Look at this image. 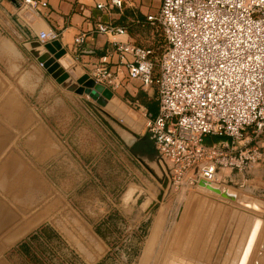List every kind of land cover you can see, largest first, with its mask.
Segmentation results:
<instances>
[{
  "label": "crops",
  "instance_id": "0c3cea01",
  "mask_svg": "<svg viewBox=\"0 0 264 264\" xmlns=\"http://www.w3.org/2000/svg\"><path fill=\"white\" fill-rule=\"evenodd\" d=\"M16 1L20 2L0 0V91L6 84L9 94L0 99L4 100L1 110L8 109L0 117V243L15 244L13 251L23 261L26 257L18 249L24 243L29 255L47 264H68V254L78 264H101L110 257L126 263L127 255L110 241V228L119 221L124 232L146 228L145 253L156 251V260L160 252L155 247L169 242L172 254L168 258L174 260L238 259L245 242L244 210L238 202L219 203L218 195L199 186V182L185 189L171 186L164 194L160 189L155 193L149 191L143 183L140 165L153 162L154 155L144 157L132 149V144L144 134L133 133L131 139L122 137L127 139L119 142L109 135L98 117V121L94 119L98 124L95 130L90 129L98 133L97 144H93L96 150L78 151L86 133L83 116L91 114L85 103L88 96L61 88L29 53L30 43L36 41L39 31L54 30L74 64L89 77L93 68L101 64V58L107 56L103 65L114 74L117 83V87L110 88H124L127 98L120 99L136 101L149 116H155L157 91L153 87L144 89L138 81L127 78V66L116 47L132 42L141 47L147 44L152 50L157 48L161 32L146 17L158 12L161 0H124L121 7L111 6L109 0H41L47 6L36 11L21 10ZM98 25L121 27L125 32L105 35L97 31ZM81 33L85 35L84 41L76 45L74 39ZM44 100L47 104L40 103ZM43 116H47V125L41 119ZM69 116L73 118L68 119ZM17 131L29 133L24 143L18 139ZM17 145L27 148L28 158L16 151ZM73 148L75 153L70 150ZM96 151V161L107 160L111 167L110 183L98 186L97 195L85 200L83 194L79 198L80 185L92 179L77 170L69 177L71 171L67 168H72V159L76 163L92 161ZM133 183L154 200L148 213L123 204L122 195ZM245 185L232 193L237 197L246 188L264 198V161L253 168ZM158 196L161 200H157ZM104 197L110 207L97 210L94 205ZM169 221L171 226L166 229ZM219 236L223 240L216 249Z\"/></svg>",
  "mask_w": 264,
  "mask_h": 264
},
{
  "label": "built area",
  "instance_id": "2783aa9c",
  "mask_svg": "<svg viewBox=\"0 0 264 264\" xmlns=\"http://www.w3.org/2000/svg\"><path fill=\"white\" fill-rule=\"evenodd\" d=\"M109 2L121 7L124 0ZM16 6L36 11L47 3L20 0ZM146 20L163 37L159 57L132 42L117 45L116 53L127 66V78L144 89L157 87L155 116L134 104L146 117L154 161L167 165L169 184L181 189L200 180L244 187L264 161V0H161L158 12ZM97 31L125 32L110 25H98ZM84 37L79 34L74 43ZM56 40L54 30L37 33L40 45ZM106 61L102 57L90 77L115 88ZM208 135L229 140L207 145Z\"/></svg>",
  "mask_w": 264,
  "mask_h": 264
},
{
  "label": "rangeland",
  "instance_id": "374dc122",
  "mask_svg": "<svg viewBox=\"0 0 264 264\" xmlns=\"http://www.w3.org/2000/svg\"><path fill=\"white\" fill-rule=\"evenodd\" d=\"M152 28L155 31L156 27L152 26ZM155 34L157 35L158 32L155 31ZM157 40H158L157 49L162 52L165 46L164 41L160 35L157 36ZM147 46H148L147 44H143V47L149 48ZM161 52H159L158 55H160ZM6 87L7 85L4 84L3 91L2 92L0 91V99H2L3 96L6 97L7 95L6 94L7 90L5 89ZM151 87H153V89L155 88V90L157 89L155 84H153ZM107 88L113 93V98H112L113 102L112 101L110 102L102 101V99H98L95 101V100H92L91 98H88L87 101H90L93 104L97 105L106 114H108V116H105V115H101V116L108 125V126L107 125L105 126L103 124L105 129L108 131L109 135L115 138V140L119 141L122 139L121 141H125L127 138H122V137H128L129 139H131L134 135L133 133L145 134L146 130L144 127V123H145L146 117L144 116L142 112L134 109V104L137 102L130 100V99H127V100L120 99L121 96L124 97L126 95L125 94L126 90H124V88L118 89V90L111 89L110 87H107ZM20 92H21L20 94L24 98L23 96L24 91L22 90V87L20 89ZM124 98H127V97L125 96ZM43 102L47 104V100L41 101L40 103H43ZM3 103H4V100L0 101L1 105ZM32 104L34 103L32 102ZM1 105H0V117L1 116L4 117L5 114L8 113V109L2 111ZM78 107H81L79 103H78ZM89 112L91 114H86L85 116H83V127L86 130V133L84 134V139H83L84 144H82V146L79 147L78 149V151H80L81 153L82 152L91 153L92 150L93 151L96 150L93 144L95 145L97 144L98 133L97 132L93 133L90 131V129L95 130L96 126L98 125L97 122H95L94 120L97 117L93 114L91 110H89ZM9 113H12V112L9 111ZM20 114L22 116L23 113H20ZM71 118L73 117L71 116L68 117V119H71ZM41 119L47 125V116H43L41 117ZM96 121H98V119H96ZM17 127H20V126L17 125ZM25 131H27V129ZM25 131L16 132V134L19 136L18 139H21L23 143L29 135V133ZM110 136H108L109 139H111ZM218 139L219 138H217L216 136L208 135L204 137V143L207 145H210V144L216 143ZM70 150L71 152L75 153L74 151L75 148L70 149ZM16 151L19 152L24 158H28L27 156L30 155L28 153L27 148H24L23 145H17ZM94 154L95 155L98 154V151H96ZM93 156H91V158H93L92 161H89V162L88 161L86 162L83 160V162L77 161L76 163L75 160L72 159L71 160L72 168L70 167L67 168L68 170L71 171V174H69V177L70 175L74 173L73 171L77 170V171H82L83 173L85 172L84 175L87 174L92 179V180H84V182L85 183L87 182V184L84 185V182H83L80 185L81 189L79 190L80 192L78 193V195H80L79 198H81L82 194L85 195L83 196L85 200H89V197L93 198L92 197L93 195H97L98 186L105 187V184H104L105 182L110 183L108 180V177L111 175L110 174L111 167H109L107 160L105 161V160L99 159V161H96L98 155H96L95 157ZM140 166L143 172L142 173L143 175L142 180L144 181L143 183L146 184V188L149 191L155 193L157 190L160 189L163 191V194H164V192H166L169 187L171 188V185L169 184V179L166 178L169 175V170L165 163H157V161H153V162L148 161L146 163H143ZM248 179H251V176ZM164 182L167 183V186L165 189L163 188ZM70 183L71 182H69V185ZM216 185H218L221 190L226 189L229 192H233L234 189L239 188L237 185L233 183H228V184H223V185L216 184ZM132 187H135V183L132 184ZM244 187H246V185H244ZM202 188L206 189L205 187H202ZM244 189L241 190L240 193H244L247 195L251 194V192H248L250 190L247 191V189L246 190ZM1 191L2 190L0 188V198L2 197ZM122 192L120 194H122ZM251 195L253 198L259 199L260 201V207H258L256 210L253 209L252 206L254 205V202L258 203V200H245V204H248L249 207H247V205H243V204L241 205L239 203H236V204L239 207L243 208L244 210L243 211V216H244L243 224L245 226L244 227V232H245L244 246L246 245L247 239L249 237L248 235L252 227L251 225L253 224L254 226L255 223L259 221L258 223L260 227L258 226L257 231H256V236H255V240L252 245L251 253L249 256L250 259H249L248 264H264V198L261 196L259 197L256 194H251ZM217 199L219 203L224 202V201L230 202L229 199H225L219 195L217 196ZM109 204H110L109 200L106 197H104L102 200L97 201L96 206L94 205V207L97 210H99V209H104L105 207L109 208L111 205ZM116 204L117 205L119 204V200L116 201ZM182 206H184V202L180 203L181 210H182ZM180 207L177 208L178 212L180 211L179 210ZM183 211H184V208H183ZM167 225H166L167 226L166 229H168L169 226H171V221H169ZM124 229L125 228L121 227V222L118 221L115 227L110 228L109 233H111L112 234L111 237H113V239L111 238L110 241L112 242L113 247H116V246L118 248L121 247L120 249L122 251V254L125 253V256L127 255L129 261H126V263H123L120 259L110 257V258L105 259L101 264H237L240 258L239 256L238 259L235 258L236 260L233 259V261L232 259H217V258H212V259L205 258V259H196V260H187V259L174 260V259L168 258V256L172 254L171 252H169V250L171 249V243L169 242L167 244H159L157 247H155L156 250L157 251L159 250L160 252L159 253L160 258L156 260L154 258L156 251L154 253H148V254L145 253L146 246H147V244L145 245L146 228H143V229L132 228V229H127L126 232H124ZM222 240H223V236H219L218 242L215 245L216 249L220 248ZM15 246H16L15 244H11V243H0V264H35V261L33 260L31 261L21 260L20 256L13 251ZM162 256L164 258H162ZM66 261L68 264H78L77 259L74 258L73 255H70V254H68V256L66 257Z\"/></svg>",
  "mask_w": 264,
  "mask_h": 264
},
{
  "label": "water",
  "instance_id": "95a60500",
  "mask_svg": "<svg viewBox=\"0 0 264 264\" xmlns=\"http://www.w3.org/2000/svg\"><path fill=\"white\" fill-rule=\"evenodd\" d=\"M29 53L41 64L61 88L79 95L85 94L88 98L95 101L102 99V101L113 102V93L104 85L96 83L88 74L83 73V71L74 64L73 59L67 54V51L61 46L59 41H52L44 45H40L37 41H33L30 43ZM49 54H51V58H49ZM73 80H75V82H73ZM85 103L93 114L107 125L101 115L108 116V114L90 101H86ZM199 186L205 187L209 191L225 199L235 200L241 205H247V207H249V205L245 204V200H258V203L254 202L252 207L255 210L260 207L259 199L253 198L250 195L240 193L236 197L232 192L226 189L221 190L218 185L203 180L199 181ZM157 200H161V196H158ZM122 202L124 205H133L145 213H148L154 205V200L147 195L145 190L136 189L132 186L127 188L123 193ZM162 258L164 257L162 256Z\"/></svg>",
  "mask_w": 264,
  "mask_h": 264
},
{
  "label": "trees",
  "instance_id": "16d2710c",
  "mask_svg": "<svg viewBox=\"0 0 264 264\" xmlns=\"http://www.w3.org/2000/svg\"><path fill=\"white\" fill-rule=\"evenodd\" d=\"M160 36H162V35H160ZM157 48L156 49L154 48V50H153L154 57H158V53L161 52ZM151 50H152V48H151ZM150 116H153V114H151ZM216 137L217 138H223V137H219V136H216ZM132 149H133V152L135 151L136 153H139V155L144 156V157L145 156L151 157V156L155 155L153 143H152V140H151L148 133H145L139 141L133 143ZM18 250L26 257L25 260H27V261L33 260V261H35V264H47V261L43 262L40 259H38L36 256H34L33 254L29 255L28 250H27V244H24V243L21 244L19 246Z\"/></svg>",
  "mask_w": 264,
  "mask_h": 264
},
{
  "label": "bare ground",
  "instance_id": "6f19581e",
  "mask_svg": "<svg viewBox=\"0 0 264 264\" xmlns=\"http://www.w3.org/2000/svg\"><path fill=\"white\" fill-rule=\"evenodd\" d=\"M252 203V202H251ZM239 216V215H238ZM246 216V215H245ZM257 218V217H256ZM258 220H259V218H258ZM250 221V220H249ZM260 221H262V220H260ZM242 222V221H241ZM259 221H257L256 223H255V225L253 226V224L251 225L252 227H251V230H250V232H249V237H248V239H247V242H246V247L245 246H243V247H245V248H243L244 250H242V252H243V255L241 254V256H240V258H239V260H238V263L237 264H248L249 263V259H250V253H251V249H252V245H253V242H254V240H255V236H256V231H257V228H258V226H259V223H258ZM261 223V222H260ZM238 227V226H237ZM245 227V226H244ZM243 227V228H244ZM260 227V226H259ZM241 229V228H240ZM243 231V230H242ZM233 234V233H232ZM244 235V234H243ZM238 237V236H237ZM246 238H247V236H246ZM238 239V238H237ZM236 240V239H235ZM238 241V240H237ZM240 241V240H239ZM239 243V242H238ZM245 243V242H244ZM242 245V244H241ZM244 245V244H243ZM233 248H234V245H233ZM238 252V251H237ZM232 253V252H231ZM236 254H238V253H236ZM231 256H232V254H231ZM236 256V255H235ZM224 258V257H223ZM228 258H229V256H228ZM232 259V261H233V258H231ZM236 260V259H235ZM225 263V262H224ZM230 263V262H229Z\"/></svg>",
  "mask_w": 264,
  "mask_h": 264
}]
</instances>
